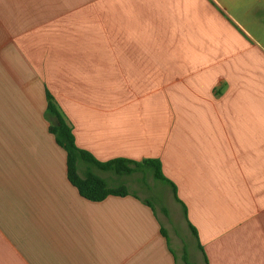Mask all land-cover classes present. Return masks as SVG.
<instances>
[{
  "label": "crops",
  "instance_id": "0c3cea01",
  "mask_svg": "<svg viewBox=\"0 0 264 264\" xmlns=\"http://www.w3.org/2000/svg\"><path fill=\"white\" fill-rule=\"evenodd\" d=\"M46 92L185 214L167 184L82 197ZM0 264H264V0H0Z\"/></svg>",
  "mask_w": 264,
  "mask_h": 264
},
{
  "label": "trees",
  "instance_id": "16d2710c",
  "mask_svg": "<svg viewBox=\"0 0 264 264\" xmlns=\"http://www.w3.org/2000/svg\"><path fill=\"white\" fill-rule=\"evenodd\" d=\"M45 98V118L49 120L48 131L53 135L55 143L65 151L66 178L82 197L92 201L103 200L109 195L131 194L136 197V193L129 191L124 183L109 185L106 179L95 172V169L122 176L130 175L138 170L144 171L146 168L150 169L154 180L167 184L171 188L173 198L181 203L176 195L175 185L162 174L158 159L144 158L140 161L123 157L106 161L96 159L89 151L75 144L72 126L60 112L53 96L46 92ZM144 202L150 205L147 200ZM181 205L185 214V207L182 203ZM189 227L196 235L194 227L191 224Z\"/></svg>",
  "mask_w": 264,
  "mask_h": 264
},
{
  "label": "rangeland",
  "instance_id": "374dc122",
  "mask_svg": "<svg viewBox=\"0 0 264 264\" xmlns=\"http://www.w3.org/2000/svg\"><path fill=\"white\" fill-rule=\"evenodd\" d=\"M98 175L104 174L103 171L96 170ZM116 176V175H115ZM109 175L108 183L109 185H116L119 183H124L125 186L134 191L135 193L146 197L149 199L150 203L157 209L160 202H173V199L168 196V191L170 188L158 180H154L150 169H144V171L138 170L130 175L116 176ZM189 249L195 253H198L194 245V239L189 236Z\"/></svg>",
  "mask_w": 264,
  "mask_h": 264
}]
</instances>
